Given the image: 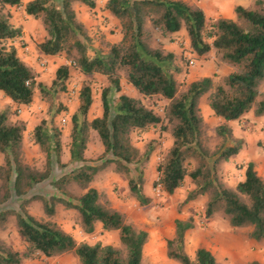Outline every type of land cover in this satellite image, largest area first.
Masks as SVG:
<instances>
[{
	"label": "trees",
	"instance_id": "trees-1",
	"mask_svg": "<svg viewBox=\"0 0 264 264\" xmlns=\"http://www.w3.org/2000/svg\"><path fill=\"white\" fill-rule=\"evenodd\" d=\"M202 1V0H196ZM87 5L91 10L96 0H32L26 6L28 15L42 18L46 38L40 50L47 56L65 55L70 65L61 66L52 85L38 81L36 72L20 56L15 41L22 30L13 25L11 8L23 6V0H0V92L19 107L31 106L36 90L49 102V119L35 127L33 137L47 158L45 171L35 170L22 161V148L27 123L16 119L11 108L0 111V181L6 191L0 205L13 195L21 200V212H14L18 233L26 245L24 252L0 242V264H25L28 259L53 258L74 253L82 264H143L144 247L149 240L146 230L130 223L124 213L103 204L102 195L91 187L102 168L114 165L124 175L130 194L141 205L150 198L144 193L145 167L154 151L153 143L142 153L132 141L134 132H147L159 126L161 132H171L173 146L158 167L159 182L166 194L182 188L190 177L195 183L184 201L188 204L198 197L209 195L206 209L208 218L222 212L234 228L251 229L249 237L264 245V177L256 164L246 165L245 177L235 188L228 187L218 177L219 164L228 162L243 149L244 140L234 136L228 123L241 120L253 112L264 117V0H257L256 8L237 6L236 20H209L202 8L182 0H109L106 5L111 16L120 21L121 40L108 52L91 56L92 38L89 28L78 20L74 5ZM185 30L190 50L197 58L215 51L219 59L237 66L238 71L216 83L213 78H202L181 90L177 76L182 69L177 56L159 44L151 46L155 33L171 38ZM74 67L87 76L102 74L112 84L102 93L103 113L89 120L93 104L91 86H84L78 111L72 117L70 162L62 163L61 132L54 119L59 93L67 91V82ZM145 98L160 97L169 103L163 114L147 107L142 99L121 94L113 104L112 90L122 92L124 77ZM208 95L209 106L225 124L217 128L222 138L221 147L209 154L202 144L205 120L201 100ZM98 133L105 148L102 166L94 165L85 152L90 131ZM195 162V168L190 165ZM56 167L70 168L60 178L53 176ZM54 177V178H53ZM50 182L57 193L41 196L39 187ZM72 182L86 192L74 196L66 190ZM32 195V198L28 196ZM41 198L48 219L38 220L26 209L31 199ZM76 210L82 229L87 234L101 223L106 231H118L122 249L101 243H78L54 220L57 207ZM8 212L0 213V223ZM175 236L168 240V257L180 264H219L207 248H199L192 259L186 251V234L195 228L194 219L175 221ZM249 264H264L253 261Z\"/></svg>",
	"mask_w": 264,
	"mask_h": 264
},
{
	"label": "rangeland",
	"instance_id": "rangeland-1",
	"mask_svg": "<svg viewBox=\"0 0 264 264\" xmlns=\"http://www.w3.org/2000/svg\"><path fill=\"white\" fill-rule=\"evenodd\" d=\"M32 0H23V6L11 8L12 23L22 30V35L15 41L22 59L33 68L38 76V81L50 87L56 77L57 70L63 65L72 64L62 56H46L40 50V44L45 41L46 31L42 18H35L27 14L25 6ZM109 0H96L95 9H90L87 5L77 3L74 9L78 20L89 28L92 38L91 56L97 52H108L109 48L118 43L122 36L120 21L111 16L106 9ZM192 6L201 5L207 16L211 20L227 18L236 20L235 8L244 6L256 8L257 0H182ZM59 5L60 0H55ZM201 8V7H199ZM188 34L185 30L173 35L171 38H161L157 33L153 35L151 46L157 47L162 44L169 52H174L177 56V64L182 69V73L177 76L181 85V90L202 78H213L216 83L222 81L224 77L238 71L237 66L222 62L212 51L208 56L197 58L187 45ZM71 76L67 82V91L59 93L56 100V109L59 113L54 122L61 132L62 141V163L70 162L71 129L72 117L78 111L80 105V94L84 86H91L93 104L88 118L94 120L101 117L103 113L102 93L106 88H111L112 84L108 78L102 74L87 76L80 70L71 67ZM122 92L115 90L111 92V100L115 104L121 94H126L135 98H140L144 104L154 109L159 114H163L164 107L169 103L160 97L145 98L138 90L129 84L127 79L122 77ZM264 98V84L261 86ZM49 102L42 99L39 90H36L34 102L28 107H19L6 102V97L0 95V111L11 108L16 119L24 120L27 123V131L22 148V161L29 167L45 171L47 158L39 145L35 143L33 132L36 126L45 119H49ZM201 112L205 120L204 133L201 137L202 144L209 154H214L222 145V138L217 135V128L225 122L215 116L209 106L208 95L202 98ZM67 120V123H64ZM233 130V134L238 139L244 140L242 151L228 162L219 164L218 177L228 187L235 188L245 177L246 165L249 162L256 164V170L264 177V117H256L253 112L245 115L241 120L228 123ZM132 141L142 153L153 143L154 151L150 162L145 167V187L144 193L150 202L141 205L140 202L130 194L127 178L116 172V167L110 165L102 168L96 175L91 187L96 188L102 195L103 204L110 206L124 213L127 220L136 227L146 230L149 240L144 247L143 264H180L168 257L167 242L175 236V221L194 219L195 228L186 234V251L192 259L195 258L199 248H207L217 258L219 264H249L253 261L264 263V245L258 244L249 237L251 229L234 228L229 220L222 213H216L208 218L206 216L209 195H203L196 200L184 204L188 194L195 189L194 181L188 177L182 188L178 189L174 195L165 193L162 187L154 185L159 182L158 167L166 158L173 146L171 132H161L159 126L153 127L147 132H134ZM105 148L94 130L90 131L88 147L85 156L88 160L95 162L94 165L102 166ZM3 157H0V166ZM196 163L192 162L190 168H195ZM70 172V168L56 167L53 176L60 178ZM53 177V178H54ZM3 182L0 181V197L6 193ZM68 193L80 197L86 191L77 183L72 182L66 187ZM41 196H50L57 193V190L50 182H46L39 187L36 192ZM32 198V195L28 196ZM28 212L38 220H46L43 201L34 198L26 205ZM21 200L13 195L8 201L0 205V213L8 212L7 220L0 223V242L14 246L17 250L24 252L26 245L21 239L17 230V218L14 212H21ZM54 220L68 233H70L78 243L95 245L101 243L104 246H114L122 249L118 231H106L101 223H97L96 230L92 234L83 231L81 218L76 210L66 209L62 205L57 207ZM25 264H82L74 253H67L53 258L28 259Z\"/></svg>",
	"mask_w": 264,
	"mask_h": 264
},
{
	"label": "crops",
	"instance_id": "crops-1",
	"mask_svg": "<svg viewBox=\"0 0 264 264\" xmlns=\"http://www.w3.org/2000/svg\"><path fill=\"white\" fill-rule=\"evenodd\" d=\"M202 1H204V0H202ZM201 1V2H202ZM198 2H200V1H198ZM199 7H201L202 9H203V7L201 6V5H199ZM187 45H189L190 46V42H189V38H187ZM19 51V50H18ZM20 54V53H19ZM21 55V54H20ZM47 56V55H46ZM22 57V56H21ZM0 95L2 96V97H6L2 92H0ZM6 102L7 103H11V100L9 99V98H7L6 97ZM201 102H202V100H201Z\"/></svg>",
	"mask_w": 264,
	"mask_h": 264
},
{
	"label": "built area",
	"instance_id": "built-area-1",
	"mask_svg": "<svg viewBox=\"0 0 264 264\" xmlns=\"http://www.w3.org/2000/svg\"><path fill=\"white\" fill-rule=\"evenodd\" d=\"M64 123H67V120H64Z\"/></svg>",
	"mask_w": 264,
	"mask_h": 264
}]
</instances>
